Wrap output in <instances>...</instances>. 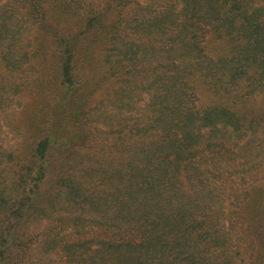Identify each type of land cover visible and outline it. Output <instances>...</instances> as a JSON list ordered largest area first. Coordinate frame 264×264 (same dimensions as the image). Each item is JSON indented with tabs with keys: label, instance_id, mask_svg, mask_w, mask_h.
<instances>
[{
	"label": "trees",
	"instance_id": "trees-1",
	"mask_svg": "<svg viewBox=\"0 0 264 264\" xmlns=\"http://www.w3.org/2000/svg\"><path fill=\"white\" fill-rule=\"evenodd\" d=\"M0 264H264V0H0Z\"/></svg>",
	"mask_w": 264,
	"mask_h": 264
},
{
	"label": "rangeland",
	"instance_id": "rangeland-1",
	"mask_svg": "<svg viewBox=\"0 0 264 264\" xmlns=\"http://www.w3.org/2000/svg\"><path fill=\"white\" fill-rule=\"evenodd\" d=\"M0 138L2 140H6V139H10V136L9 134L7 133L6 129L2 131L1 135H0Z\"/></svg>",
	"mask_w": 264,
	"mask_h": 264
}]
</instances>
